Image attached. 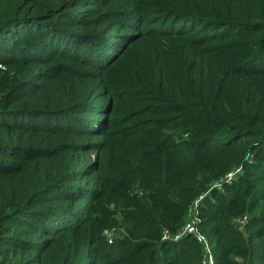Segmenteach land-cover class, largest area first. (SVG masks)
Listing matches in <instances>:
<instances>
[{"label":"trees","instance_id":"1","mask_svg":"<svg viewBox=\"0 0 264 264\" xmlns=\"http://www.w3.org/2000/svg\"><path fill=\"white\" fill-rule=\"evenodd\" d=\"M0 65V264H204L238 166L198 226L264 264V0H0Z\"/></svg>","mask_w":264,"mask_h":264},{"label":"built area","instance_id":"2","mask_svg":"<svg viewBox=\"0 0 264 264\" xmlns=\"http://www.w3.org/2000/svg\"><path fill=\"white\" fill-rule=\"evenodd\" d=\"M1 66V65H0ZM247 159H251V155L246 156ZM241 171V166H238L234 169H232L230 172H228L226 175H224L222 178L214 181L210 188L207 190V192L199 195V197L193 202L192 205V212L188 216L187 221L180 227V229L174 233L169 234L166 230L162 232V239H169V240H177L181 238L182 236L186 234H191L194 236L196 241L200 244L202 248V256H203V262L204 264H213V258L211 255V248L209 241L206 237V235L200 230L198 226V220H197V207L200 203V201L209 193V191L213 188H221L222 184L225 182H230L236 175ZM247 220V215H241L236 218V225L240 230H243L244 223ZM105 234L108 237L109 240L112 239L114 235L113 229L111 230H105Z\"/></svg>","mask_w":264,"mask_h":264}]
</instances>
